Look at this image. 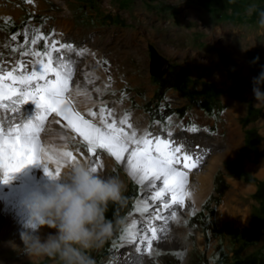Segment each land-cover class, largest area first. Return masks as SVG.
<instances>
[{
	"label": "rangeland",
	"instance_id": "obj_1",
	"mask_svg": "<svg viewBox=\"0 0 264 264\" xmlns=\"http://www.w3.org/2000/svg\"><path fill=\"white\" fill-rule=\"evenodd\" d=\"M262 18L264 0H0V66L10 70L23 60L30 71L36 57L21 52L51 50L53 40L57 47L70 44L80 53L63 50L75 61L72 99L83 102L87 110L111 109L118 120L127 115L155 135L167 138L171 131L177 143L194 155L200 153L195 171H202L208 159L219 158L211 190L199 207L175 208L179 222L169 219V231L153 243L149 254L137 253L129 245L120 247V237L133 218L143 219L136 208L152 191L129 174L126 164L98 150L103 169L97 174L122 182L128 207L113 220L111 237L88 252L94 264H241L248 254L264 255V182L256 184L264 178V103H258L253 92V78L264 71ZM41 34L44 39L33 45L32 39ZM150 48L169 61L163 78L170 76L176 63L191 70V53H198L201 66L203 59H209L210 82L217 87L214 117L203 111L201 95L181 90L167 91L157 104V87L149 72ZM193 59L196 67L197 56ZM205 72L200 67L191 75L202 79ZM260 87L264 91V84ZM249 104L260 110L258 122L244 126L240 117ZM23 111L34 117L38 109L28 101ZM64 125L63 120L47 122L41 143L54 149L65 145L89 166L94 158L82 138ZM193 126L197 131H189ZM246 128L258 134L254 148L244 142ZM36 172L37 168L31 174ZM7 182L0 180V191ZM11 195L0 199V264H60L27 254L22 231H39L44 237L55 229L28 225L21 219L18 194ZM152 214L150 208L147 215ZM255 234H260L257 239Z\"/></svg>",
	"mask_w": 264,
	"mask_h": 264
},
{
	"label": "snow or ice",
	"instance_id": "obj_2",
	"mask_svg": "<svg viewBox=\"0 0 264 264\" xmlns=\"http://www.w3.org/2000/svg\"><path fill=\"white\" fill-rule=\"evenodd\" d=\"M11 39L16 40V35ZM43 39L41 34L31 43L35 45ZM57 43L53 40L48 51L21 52V56L36 57L30 71L29 64L23 60L17 61L10 70L0 66V180L7 182L10 173L39 162L44 163L47 175L58 178L62 167L60 159L54 158L42 146L40 134L49 117L57 124L61 120L56 118H62L66 121L64 126L82 138L94 158L89 159L92 172L103 169L98 151L103 150L126 164L129 174L154 193L144 198L142 207L136 208L143 219L133 218L120 237V247L129 245L137 253L146 250L151 254L153 243L168 231L169 219L177 220L174 209L182 208L185 197L190 195L186 191L188 174L198 166L200 157L189 152L185 144L172 139L171 131L165 138L148 129H137L127 115L118 120L113 110L106 107H100L98 112L89 108V119L73 107L66 108L65 105L72 103L70 85L75 75V61L65 57L63 50L67 48L75 55L80 53L70 44L57 47ZM76 95H80L78 90ZM28 101H34L38 109L34 117H27L23 111V105ZM171 119L168 117L169 121ZM189 131L195 132L197 128L193 126ZM57 157L65 158L69 163L78 162L73 152L66 149L58 151ZM50 162L57 165L54 172L50 170ZM150 208L153 214L147 215ZM161 221L163 226L158 227Z\"/></svg>",
	"mask_w": 264,
	"mask_h": 264
},
{
	"label": "clouds",
	"instance_id": "obj_3",
	"mask_svg": "<svg viewBox=\"0 0 264 264\" xmlns=\"http://www.w3.org/2000/svg\"><path fill=\"white\" fill-rule=\"evenodd\" d=\"M260 23L264 25V18ZM258 59V58H257ZM253 92L264 103V71L253 78ZM46 193L27 203L28 225L55 229L42 237L39 231H22L21 240L31 257H48L60 264H94L88 255L100 248L113 232L106 217L110 203H123L124 185L90 170L86 162L70 163Z\"/></svg>",
	"mask_w": 264,
	"mask_h": 264
},
{
	"label": "bare ground",
	"instance_id": "obj_4",
	"mask_svg": "<svg viewBox=\"0 0 264 264\" xmlns=\"http://www.w3.org/2000/svg\"><path fill=\"white\" fill-rule=\"evenodd\" d=\"M71 100H72V103L69 104V105H65L66 108L67 107H73L75 110L80 111L81 114L84 115L86 119L91 118V117H89L87 115L88 110L86 109V107L83 104V102H77L76 99H72V98H71ZM52 121H53L52 117H49L48 123L50 124ZM63 122L66 123V121H63ZM129 122L132 123L135 128L140 129V130H144V127H142L141 125L139 126L138 122L133 121V120L129 121ZM125 128H126V126H125ZM42 146L47 151H49V153L54 158H59L60 159V163L62 165L61 172L64 171L66 165H68L67 162H66L67 160L65 158L57 157V152L60 151V150H65V149L69 150L68 147L64 145V146L56 147V149H54L52 147H49V145H47V143H45V142L42 144ZM73 154L76 156L78 162H84V159H82V156H80V155H78L76 153H73ZM195 156H199L200 157V162H201L200 153H197ZM218 161H219L218 157H212V158L208 159V161L203 165L202 171L201 170L200 171H195L194 170L195 168H194V169H192L189 172V174H188V183L186 185V191L189 192L190 195L185 197V203H184L183 207H186L187 204H191L195 208L199 207V204L201 203V201L205 198V196L211 190V187H212V176H213V173H214V170H215V167H216V164L218 163ZM56 166L57 165H56L55 162H50V164H49L50 170H52L53 172L55 171ZM181 167H182V165H181ZM36 168H37V172L34 175H32L31 171L33 169H36ZM184 170L188 171L187 169H184ZM261 171L264 172L263 169ZM261 171H260V173H262ZM9 175H10V180L6 183V185L0 191V199L1 198L4 199L5 193H7V194L8 193L9 194L12 193L11 196H14V195L18 194L17 197L19 198V203L21 204L19 208H21L23 210L22 212H20L21 213V219H24V220L28 221L29 213H28V209L26 207L27 203L31 201V199L33 198L34 194H36V193H46L50 189L52 184L55 182V180H54V178H52V177H50L49 175L46 174V172L44 170V163L43 162L32 163V164L25 165L19 171L10 173ZM152 194H154V193L151 192V195ZM11 196H9V197H11ZM8 198H7V200H8ZM169 199H170V195H169ZM178 218L179 217H177L176 221H173V220L172 221L177 224L179 222ZM157 226L159 227V226H163V225L162 224H157ZM47 228L48 227H46V226L43 227V229L45 231L47 230ZM198 239L203 242V239L200 238L199 236H198Z\"/></svg>",
	"mask_w": 264,
	"mask_h": 264
},
{
	"label": "trees",
	"instance_id": "obj_5",
	"mask_svg": "<svg viewBox=\"0 0 264 264\" xmlns=\"http://www.w3.org/2000/svg\"><path fill=\"white\" fill-rule=\"evenodd\" d=\"M170 72V76L167 78H163V75L161 76H153L155 81L159 84L160 91L154 93L155 99L159 100L162 97V89L170 86H174L176 84L180 85L185 81V75L181 68L179 66H174V69ZM183 85V84H182ZM217 89H215L211 84L209 83H204L202 85L201 91L205 94L206 101L205 99L202 100V106L205 107L207 110L209 109V104H210V97L214 96V92H216ZM257 111V112H255ZM258 110L257 108H254L252 105H248L247 107V114L246 116L241 119L242 124H246L248 122H251L257 118ZM244 142L246 145L251 146L254 148L257 145V140H258V134L254 128H246L244 130ZM264 181H258L257 184L263 183ZM256 192V191H255ZM126 199L123 198V203H110L108 210L106 212V217L109 218L112 222L115 220V218L120 217L123 214V210H125L128 206L124 205L126 203ZM252 237L249 239L251 240ZM256 255H247L244 258H242V263L241 264H264V255L261 256ZM228 264V263H227Z\"/></svg>",
	"mask_w": 264,
	"mask_h": 264
},
{
	"label": "crops",
	"instance_id": "obj_6",
	"mask_svg": "<svg viewBox=\"0 0 264 264\" xmlns=\"http://www.w3.org/2000/svg\"><path fill=\"white\" fill-rule=\"evenodd\" d=\"M207 12H209V11H207ZM209 13H211V12H209ZM195 56H197V60H195L196 61V67L194 66V62H193V60H194L193 58H195ZM188 58L191 60V62H188V64L190 65L189 67H190L191 70H187V68L185 67L184 63H180V64L176 63V64H174L175 66H179L181 68V70L183 71V73L185 75V81L183 83H181L180 85L176 84L174 86H170V87H166V88L162 89L163 93H162L161 99H159V100L155 99L157 101V104H158V101H163L162 98L164 96H166L167 91H169L171 89L172 90H181L185 94L193 95V97H194V95H197V96L201 95L203 99H206L205 94L201 91V88H202V85L204 83H209V84H211L213 86V83L210 82L211 77H212L211 71L209 72L210 68H212V65L209 64V62H208L209 59H207V60L203 59V62L201 63L202 66H201L197 52H194V54L191 53V55ZM199 66L202 67L203 69L207 70V72H205L206 74H203V78L202 79L198 78L199 77L198 75H193V74L191 75V73H192V71L194 69H196V68L200 69ZM154 82L156 83V87H157L156 88V92L160 91L161 89L159 87V84L155 80H154ZM214 88H217V87H214ZM216 98H217L216 95L211 96L209 98L210 99V104H209V109L210 110H207L205 107L201 106L203 111L206 112V114L208 115V117H214V110H213L214 107L213 106H214V103L215 104L217 103ZM231 103H233V102H231ZM233 104H236V103H233ZM227 111L229 113L231 112V110H227ZM237 112H238V108H237V110H235L234 113H237ZM229 113H227L226 115L229 116ZM246 114H247V107H246L245 112L243 114H241L240 119H243L246 116ZM254 122L255 123L258 122L257 118L255 120H253V123ZM248 123H251V122H248ZM248 123L244 124V126H246ZM228 141H230V140H228ZM235 145H237V144H235ZM258 181H264V178L256 180V184H257ZM259 235L260 234H255V239H257L256 237H259ZM262 245H263V251H264V243ZM257 264H260V263H257Z\"/></svg>",
	"mask_w": 264,
	"mask_h": 264
},
{
	"label": "water",
	"instance_id": "obj_7",
	"mask_svg": "<svg viewBox=\"0 0 264 264\" xmlns=\"http://www.w3.org/2000/svg\"><path fill=\"white\" fill-rule=\"evenodd\" d=\"M168 59L159 54L154 48H150L149 72L153 76L163 75L168 68Z\"/></svg>",
	"mask_w": 264,
	"mask_h": 264
}]
</instances>
